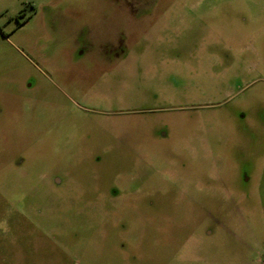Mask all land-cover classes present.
<instances>
[{
  "label": "rangeland",
  "instance_id": "1",
  "mask_svg": "<svg viewBox=\"0 0 264 264\" xmlns=\"http://www.w3.org/2000/svg\"><path fill=\"white\" fill-rule=\"evenodd\" d=\"M126 2L0 0V264H264V0Z\"/></svg>",
  "mask_w": 264,
  "mask_h": 264
},
{
  "label": "flooded vegetation",
  "instance_id": "2",
  "mask_svg": "<svg viewBox=\"0 0 264 264\" xmlns=\"http://www.w3.org/2000/svg\"><path fill=\"white\" fill-rule=\"evenodd\" d=\"M126 5H128V8H129V9L133 10V9H135L136 6H139V5H141V4H140V0H128V2H126ZM18 18H19V17H18ZM55 182H56L57 184L60 183L59 180H55Z\"/></svg>",
  "mask_w": 264,
  "mask_h": 264
}]
</instances>
